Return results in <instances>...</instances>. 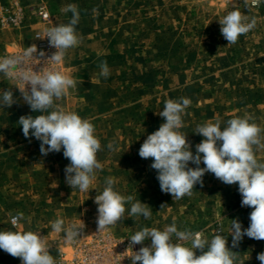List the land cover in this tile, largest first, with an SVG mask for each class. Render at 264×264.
I'll return each mask as SVG.
<instances>
[{
  "label": "rangeland",
  "instance_id": "1",
  "mask_svg": "<svg viewBox=\"0 0 264 264\" xmlns=\"http://www.w3.org/2000/svg\"><path fill=\"white\" fill-rule=\"evenodd\" d=\"M12 1L0 0V56L36 44L44 31L31 16L22 25H4ZM42 1L54 23L70 20L71 13L61 11L68 4L80 11L77 32L82 40L65 58L66 72L77 84L57 103L94 124L102 170L89 192L70 188L64 171L70 161L63 149L43 156L40 141L24 137L19 118L38 113L23 100L15 81L0 75V92L11 88L16 101L0 107V231L11 229L9 213L23 212L27 219L21 227L49 234L52 247L59 246V239L51 240L50 227L58 215L66 221L80 219L87 236L98 233L94 198L112 176L115 189L149 205L152 217H125L101 233L129 238L143 227L162 230L175 218L180 230L202 231L209 239L223 234L231 248V220L247 228L252 211L241 206L238 184H224L206 173L203 186L197 184L191 196L173 200L161 191L157 171L150 167L152 158L143 159L138 152L164 122L158 113L168 99L191 100L180 131L187 134L193 154L203 139L194 133L198 124L220 119L223 127L228 119L248 113L264 128V5L251 9L241 2L217 0ZM234 8L256 17L257 26L228 45L219 19ZM101 61L109 66L107 78L100 75ZM110 142L117 151L108 149ZM257 158L264 161V151L257 152ZM189 166L196 167L191 162ZM148 245L150 240L139 244ZM231 250L239 254V264H261L256 257L264 252V240L245 236ZM0 264H17V258L0 249Z\"/></svg>",
  "mask_w": 264,
  "mask_h": 264
},
{
  "label": "clouds",
  "instance_id": "2",
  "mask_svg": "<svg viewBox=\"0 0 264 264\" xmlns=\"http://www.w3.org/2000/svg\"><path fill=\"white\" fill-rule=\"evenodd\" d=\"M258 3L259 0H252L253 5ZM61 11L71 13L70 20L47 27L43 37L38 36L47 38L55 52L44 59L46 53L43 50L38 52L33 44L19 52L0 56V75L16 82L23 100L32 112L38 113L19 118L24 137L40 141L43 156L63 149V156L70 161L64 169L66 184L73 190L89 192L94 189L97 171L102 170L97 159L101 142L89 119L74 111H66L57 103L77 84L69 73L61 72L58 65L82 40L77 32L78 7L68 4ZM219 23L221 35L229 45L255 29L257 19L234 8L219 19ZM37 65L42 66L34 70ZM99 67L100 75L107 78L110 75L107 61H101ZM14 103L11 88L0 92V107H11ZM190 105L191 100L187 97L168 99L158 113L164 122L144 140L139 156L152 158L150 167L157 171L160 189L171 194L173 200L191 196L197 184L203 186L202 178L206 173L214 174L224 184H238L241 206L252 209L250 224L243 228L238 219L231 220V248L227 246L228 237L223 234L217 232L209 239L202 231L186 227L180 230L175 218L162 230L143 227L128 238L129 246L120 255L129 257L131 264H239V254L231 249L237 248L245 236L264 240V161L257 158V152L264 151V128L248 113L228 119L223 122V127L220 119L198 124L194 133L203 139L195 146L193 154L187 134L180 131L184 126L183 115ZM108 149L118 150L115 142H110ZM190 162L196 167H190ZM201 164L204 167H200ZM116 182L115 177H106L102 191L94 198L98 206V233L116 226L125 217H143L145 220L152 217L149 205L133 195L121 194L115 189ZM9 217L15 230L0 231V249L20 258L21 264H58L49 251L52 247L49 234L42 236L41 230H24L21 224L27 218L23 212L9 213ZM50 227L54 234L51 240L62 238L65 244L76 245L87 238L83 234L85 225L80 219L78 222L66 221L58 215L50 222ZM148 240L150 245L133 251L135 245H143ZM196 250L201 254L197 255ZM83 251L84 264H113L103 252ZM256 258L264 264V252L258 253Z\"/></svg>",
  "mask_w": 264,
  "mask_h": 264
},
{
  "label": "built area",
  "instance_id": "3",
  "mask_svg": "<svg viewBox=\"0 0 264 264\" xmlns=\"http://www.w3.org/2000/svg\"><path fill=\"white\" fill-rule=\"evenodd\" d=\"M217 1L223 3L241 2L251 9H257L261 5H264V0H259L257 5H253L252 0H247V4L245 3V0ZM8 10L9 14L6 15L2 20L4 25H22L26 22L28 16L36 18L38 22L44 26V30L47 27L59 24L54 23L51 12L42 0H26L24 3H21L19 0H13L12 5ZM43 35L44 31L41 37H43ZM35 45L37 46L38 52L43 50L46 53L44 59H47L53 52H55V48L49 46V41L47 38H39ZM41 66L42 65L35 66L34 70H39V67ZM58 68L61 72H66L67 69L65 60L63 63L58 65ZM9 225L12 230H15L10 223V219ZM57 243L59 246L51 247L49 251L50 254L56 257L58 264H84V249L103 252L104 255L112 259L113 264H131V259L129 257L124 258V256H120L127 250L129 246L128 238H115L109 232L89 235L81 244H65L62 238L59 239ZM140 248L141 247L139 244H137L134 246L133 251H138ZM127 254L128 253L125 255ZM17 264H21L20 258H17Z\"/></svg>",
  "mask_w": 264,
  "mask_h": 264
}]
</instances>
